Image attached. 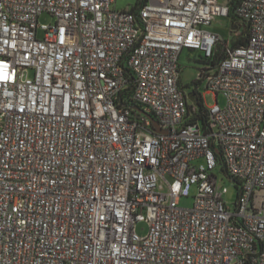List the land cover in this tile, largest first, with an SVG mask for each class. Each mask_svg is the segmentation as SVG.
Masks as SVG:
<instances>
[{"label":"built area","instance_id":"built-area-1","mask_svg":"<svg viewBox=\"0 0 264 264\" xmlns=\"http://www.w3.org/2000/svg\"><path fill=\"white\" fill-rule=\"evenodd\" d=\"M116 1L0 0V264H264V0L238 1L247 45L199 72L225 98L209 132L180 59L212 54L232 0Z\"/></svg>","mask_w":264,"mask_h":264},{"label":"rangeland","instance_id":"rangeland-1","mask_svg":"<svg viewBox=\"0 0 264 264\" xmlns=\"http://www.w3.org/2000/svg\"><path fill=\"white\" fill-rule=\"evenodd\" d=\"M139 0H117L116 3L113 5V8L117 10H126L137 5ZM55 23V18L52 17L50 14H42L39 18L40 25H50ZM206 29L214 34L219 35L222 40H228L231 42L233 39L232 35V21L229 17H216L213 19L211 25L206 26ZM42 36V33L39 34ZM241 36V34L239 33ZM229 47L231 45H228ZM205 57L204 52L200 51H189L184 50L181 59V75H182V84H183V91L189 99V102L192 103V83L198 78L199 71L203 68V63L201 62L202 58ZM202 93L204 92V88L201 90ZM205 102L208 106H212L218 100V103L221 106L225 105V98L223 95H220L218 99H215L213 94L205 95ZM218 176L219 183L224 185L228 188V193L225 196V200L227 201L229 206H234L237 197H238V190L234 186L233 182L226 177L223 172L218 169L216 172ZM196 194V190H192V196L189 198H182L180 201V206L184 208H191L194 204L193 196ZM148 224L147 223H140L136 226V232L139 236L145 237L148 234Z\"/></svg>","mask_w":264,"mask_h":264},{"label":"trees","instance_id":"trees-1","mask_svg":"<svg viewBox=\"0 0 264 264\" xmlns=\"http://www.w3.org/2000/svg\"><path fill=\"white\" fill-rule=\"evenodd\" d=\"M146 0H139L137 3V7L140 5H143ZM239 0H232L230 7V14L229 18L232 21V35L233 39L231 42L228 40H222L219 41L215 47L212 50V54L207 57L205 56L202 58L201 62L204 64L203 68L199 71H210V70H216L219 66V64L227 57L228 55V49L230 48H237L240 46H245L248 43V25L241 22L236 14V5ZM137 8L135 9V11ZM241 34V36L239 35ZM228 45H231L230 47ZM189 51H195V50H189ZM130 77V81L133 83L135 80L132 73L127 71ZM179 85L181 89L183 90V84H182V77L180 76L179 79ZM193 91H192V100L196 104V109L193 108V106H189L188 115L186 117V124H200L202 129L205 132L210 131V118H209V111L205 107V102L203 99V93L201 92L203 88V79L197 78L192 83ZM220 166L222 167V171L226 172V166L225 163L220 160Z\"/></svg>","mask_w":264,"mask_h":264},{"label":"water","instance_id":"water-1","mask_svg":"<svg viewBox=\"0 0 264 264\" xmlns=\"http://www.w3.org/2000/svg\"><path fill=\"white\" fill-rule=\"evenodd\" d=\"M149 119L152 121V126L156 133H160V134L167 133V131L161 129L160 124L157 121H155L151 116H149Z\"/></svg>","mask_w":264,"mask_h":264},{"label":"crops","instance_id":"crops-1","mask_svg":"<svg viewBox=\"0 0 264 264\" xmlns=\"http://www.w3.org/2000/svg\"><path fill=\"white\" fill-rule=\"evenodd\" d=\"M181 65V64H180ZM181 77H182V75H181Z\"/></svg>","mask_w":264,"mask_h":264}]
</instances>
